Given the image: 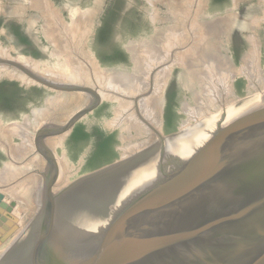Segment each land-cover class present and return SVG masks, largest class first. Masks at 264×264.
I'll return each instance as SVG.
<instances>
[{"label": "rangeland", "instance_id": "374dc122", "mask_svg": "<svg viewBox=\"0 0 264 264\" xmlns=\"http://www.w3.org/2000/svg\"><path fill=\"white\" fill-rule=\"evenodd\" d=\"M37 1L0 0V50L14 59L23 56V60L39 63L41 70L45 68L50 70L54 69L62 58L56 56L57 47L49 36L46 37V34L49 35L47 32L50 25L45 13L34 7ZM259 1L205 0L202 5L206 7H203L204 11L201 10L202 6L199 11L194 10L195 13L192 11L195 15L194 20L203 26L206 24L204 22L222 18L218 25L221 26L220 24L224 22L222 26L229 27V20L232 24L234 17V22L229 27L233 30L226 31L220 39V45L227 50V55L231 59L228 65L234 64L231 69L237 70V75L235 74L230 80L232 89L228 98H225L226 108L243 98L264 92V3L263 0ZM50 2L53 3L51 4L53 9H57L55 12L62 17L64 23L66 22L65 24L70 27L75 26L74 30L77 32L81 29L86 32L87 39L84 45L89 54L94 56L102 71L128 75L132 74L135 68L130 47L138 43V40L139 42L143 39L148 40L156 29L160 31L159 29L166 26L167 21H160V16L162 19L171 18L172 13L177 12L179 5L187 7L185 4L192 0H161V2L160 0H50ZM70 7L74 10L77 8L79 14L75 12L76 10L72 13ZM40 14L42 18L44 17L45 23ZM225 16L230 19L227 20ZM248 21L254 22L253 32L246 31V34L257 40L256 50L257 53L259 52L257 73L260 72L261 77V81L260 77L258 81L253 79L251 85L240 71L244 59L252 48L241 30L243 23ZM31 24L35 25L34 28ZM222 54L224 55L223 52ZM249 59L252 62V59ZM4 67L21 72L10 65H0V69ZM1 71L0 125L2 127L0 129L24 121L32 125L35 117H39L44 111L47 112L45 101L48 97H55L63 91L64 94L66 91L70 92L51 88L39 81L30 84L18 79L16 81L15 78L11 79ZM181 71L179 68L174 69V75L167 82L160 115V136H179L172 137L167 142L163 140L159 142L154 150L151 149L152 151L147 155L149 157L146 156L147 158L139 165L135 164L128 169L125 160L122 161V155L127 151L128 146L138 148L145 146V142L153 134L150 137L149 132L143 131L146 133L143 134L141 129L134 127L128 135H125L122 142L121 129L119 127L114 129L108 124L115 117L119 104L101 102L88 105L84 109L85 113L83 112L70 124L68 128L70 131L69 133L67 131L68 135L63 141L62 150L74 172L66 188L116 163L121 161L123 163L115 170L102 173L93 182H85L77 186L80 195L75 201L72 199L61 201V205L57 206L60 208V213L47 229L48 233L45 232L44 237L32 248V254L28 256L25 254L15 264H124L129 261L134 264H150L157 258L159 253H154L163 246L162 244L170 240L172 234H175L177 228L183 224L206 192L225 175L229 165L235 164L234 160L236 161L243 151L249 150L252 145H247V142L256 133V129L252 131V127L246 131H230L217 127L221 124L219 120L216 128L215 126L212 129L206 128L204 132L202 130L198 133L192 130L190 134L184 136L178 134L182 130V123L188 119L182 107L187 105L199 110L201 105L210 101L200 97L201 93L199 88H196L197 85H191L193 86L191 88L190 85L187 87V84L180 83L183 77ZM131 74L126 77L130 79ZM194 98L198 99L200 104L194 102ZM77 103L74 105L76 106ZM220 110L221 108H216L212 117ZM207 123L214 122L210 118ZM203 127L205 126L200 129ZM49 131L53 130L46 125L43 132L48 133L47 137L50 135ZM42 139L46 141L45 136ZM13 140L15 143L20 142L19 138ZM219 154L222 155L216 156ZM7 162V155L0 148V170ZM53 174L58 178L60 172L58 176L54 172ZM172 177L181 184H175ZM28 189H31V186ZM45 201L44 195L42 206ZM7 208L0 207V252H4L12 242V238L17 237L21 229L23 230L20 226L21 218L13 216L11 212L14 210H11L13 206ZM137 208L140 210L134 213ZM141 209L149 211L151 209L152 213L148 211L146 214V211ZM140 216L143 220H129ZM156 219L159 220V223L156 222L158 224H155ZM149 229H160V231L144 233ZM143 240L145 241L143 246H148L147 250L144 253H141L143 250L139 251L140 253L137 254L136 247L142 246ZM136 258L137 261L134 262Z\"/></svg>", "mask_w": 264, "mask_h": 264}, {"label": "bare ground", "instance_id": "6f19581e", "mask_svg": "<svg viewBox=\"0 0 264 264\" xmlns=\"http://www.w3.org/2000/svg\"><path fill=\"white\" fill-rule=\"evenodd\" d=\"M204 2L205 0H192V2L185 4L187 7H184L182 4L179 5L176 9L177 12L172 13L171 18L169 17L170 19H162L160 16V21H167L166 26L164 25L165 27L159 29L160 31L156 29L151 38L148 40L143 39L141 42L138 40V43L135 44L131 42L134 44L130 47V50L135 63L134 71L129 76L131 80L126 77L130 74H109L102 71L98 67L94 56L89 54L86 45H84L87 39L86 32L83 29L77 32V30H74L75 26L70 27V25L65 24L66 22L64 23L62 17L55 12L57 9L54 10L51 6L53 3L50 0H38L35 2L36 4L34 5L36 6L34 7H38L45 13L44 15L50 25V29H47L49 35L46 34V37L49 36L51 38L53 44L57 47L55 51L56 56L62 59L61 61L57 60L58 63L54 69L49 70L45 68L41 70L39 63L23 60V56L22 58L14 59L5 51L0 50V65H10L21 71L17 72L14 69L4 67L0 69L2 70L1 73L5 76H10L11 79L15 78L16 81L18 79L29 84L33 81H39L51 88L68 90L70 92L66 91L64 94L65 91H63V93L55 94V97H48L45 101V106L50 112L48 110L47 112L44 111L39 117L37 114L32 125H29L27 121L21 124L19 122H12L13 124L7 127L3 126L4 129H0V148L8 157V162L4 163L5 165L0 170V207L3 209V207L7 208L12 205L13 208L11 210H14L11 212L13 216L21 218L20 226L23 228L17 237L12 238L10 245H7L8 248L24 234L25 230L38 217L42 206V199L46 194V187H50V193L53 196H58L62 190L64 191L66 185L68 186L69 179L74 170L69 165L70 163L67 162L66 155L62 150L63 141L68 135L67 131L70 124L83 112L85 113L84 109L88 105L92 106L101 102H115L119 104L115 117L113 116V120L108 124L112 125L113 128L119 127L121 129L123 135L120 137V140L122 142H124L125 135H128L134 127L141 129L143 134H146L144 132H149L150 137L153 134L145 142V146L140 148L128 146L129 150L126 149L127 151H124L122 161L125 160V165L129 166L128 169L135 166V164L139 165L144 159L149 157L147 155L150 151L162 140L167 142L172 137L179 136H160V115L163 107V103L161 102L168 85L167 82L174 75V69L179 68L182 70L183 77L180 79V83L187 84V87L188 85H197L196 88H199L201 93L200 97L210 100L209 103L205 104V102L201 105L199 110L196 108L192 109L193 107L190 108L187 105L182 107L188 119L186 117L187 121L184 120L182 130L178 134L184 136L185 134H190L192 130L198 133L202 130L204 132L206 128L212 129L214 128V124L211 123L207 126L206 123L210 118H213L214 110L219 107L221 110L218 112L223 113L230 109L231 106L224 107L225 98H228L231 94L232 84L230 85V80L237 73V70H234L235 68L231 69L234 64L233 66L228 65L231 59L227 55V50L220 45V39L226 31L233 30V28L229 27L233 24L234 17H231L233 20L232 24L231 20H229V27L222 26L224 22L220 24L221 26L218 25L222 18L214 19L208 23L204 22L206 24L203 26L200 22L199 24L194 20L193 16L195 15H193V12L195 13L194 10L199 11ZM203 7L205 6H202L201 10ZM72 9L71 11L74 13L77 8L75 10ZM77 13L79 14V12ZM42 19L44 20V17ZM43 22L45 23V20ZM248 22V24L244 22L246 25L243 23L244 26L241 30L245 33L247 41L251 44L252 48L251 52L244 59L240 71L247 77L249 85H251L253 79L258 81L260 72L257 73L259 71V57L257 56L259 52L257 53L256 50L257 40L246 34V31L253 30L254 22ZM235 29L237 30V28ZM249 58L252 59V62ZM50 60L53 59L51 58ZM230 65H232L231 62ZM36 85L38 84L36 83ZM195 92L198 93L197 91ZM194 99V102H198V99ZM76 102L78 103L75 106ZM83 116L85 117V115ZM227 120L228 118L225 119V121ZM191 121L194 122V126H192ZM46 125L53 130L52 132L49 131V137L46 136L48 135L47 132H43ZM202 126L205 127L200 129ZM0 127L2 126L0 125ZM44 136L46 138L45 142L42 139ZM205 137L207 136L205 135ZM13 138H19L20 142L15 143ZM53 172L57 176L58 172H60L59 177H54ZM94 180L92 179L90 182ZM30 186L31 189H28ZM79 192L80 190L73 191L70 195L67 194L66 197L70 196L69 199L75 201V198L80 195ZM8 248L4 252H0V260L6 254Z\"/></svg>", "mask_w": 264, "mask_h": 264}, {"label": "water", "instance_id": "95a60500", "mask_svg": "<svg viewBox=\"0 0 264 264\" xmlns=\"http://www.w3.org/2000/svg\"><path fill=\"white\" fill-rule=\"evenodd\" d=\"M261 94L243 98L229 106L230 109L225 113L219 112L211 118L214 126L221 120L217 127L230 131H246L251 127L252 131L256 129L255 135L247 142V145L252 146L234 160L235 164L229 165L225 175L206 192L170 240L164 244L162 242L163 246L159 244L162 247L158 250V246V251L154 253L159 254L150 264H264V94ZM121 163L84 178L58 196H53L50 187H46V201L38 217L8 248L0 264H15L25 254H32V248L44 237L45 232L48 233L47 229L60 213L57 206L70 198L66 197L67 194L76 192L77 186L94 180L102 173L115 170ZM172 181L179 183L173 177ZM139 210L137 208L134 213ZM143 210L146 214L149 211ZM158 221L156 219L155 224ZM152 229L144 233L160 231ZM144 240L142 246L136 247L137 254L147 250L148 246H143ZM124 264L134 263L129 261Z\"/></svg>", "mask_w": 264, "mask_h": 264}]
</instances>
